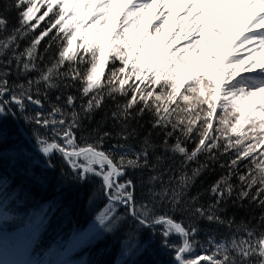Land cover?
<instances>
[{
	"label": "snow or ice",
	"instance_id": "1",
	"mask_svg": "<svg viewBox=\"0 0 264 264\" xmlns=\"http://www.w3.org/2000/svg\"><path fill=\"white\" fill-rule=\"evenodd\" d=\"M115 3L126 6L123 19L117 20L116 31L102 38ZM257 4L259 11L253 16L252 10ZM175 5H179L175 34L162 50L157 51L156 40L163 35L164 25L172 27ZM154 7L155 20L159 21L154 29L155 35L146 31L137 42L142 18L147 16L148 26L152 25ZM11 10L17 14V24L11 27L9 16L0 10V113H16L17 110L23 113L27 104L43 109L40 95L47 99L48 91L72 89L79 83V96L71 92L66 97L57 95L56 101L63 99V105L50 103V112L24 116L38 128L51 132V139L38 135L45 155L60 154L82 177L88 174L100 176L105 195L113 206L124 205L133 213L139 209L145 215L153 216L165 246L177 253V264H202L199 259L181 255L191 254L194 244L198 243L195 237L199 228L193 218L222 223L231 229L234 219L226 221L219 215L223 209L221 205L233 196L241 206L244 201L254 204L260 210L255 217L256 226H249L247 222L237 225L244 237H233L230 246L217 242L219 248L213 255L205 256L203 264H264V78L248 75L260 73L264 77V63H260V53L264 50V0H137L135 3L133 0H11ZM120 15L117 13V17ZM237 24L236 37L229 40L228 31ZM249 24L248 34L244 35L245 26ZM37 29L39 33L35 34ZM208 32L215 33L230 46L223 67L219 66L221 60L214 53L212 41L205 39ZM29 35H33L30 44L20 52L19 42ZM45 38H48L45 52L54 42H59V50L52 62L41 68L43 55L39 46ZM181 39L183 42L173 49L172 46ZM253 41L259 44L255 48L257 55L249 52L245 74L235 79L246 63L236 54V49ZM206 46L213 49L208 58L218 65L215 79L201 64ZM189 61H192L191 67L176 72ZM14 63L19 74L36 72L38 75L26 82L12 84L9 77L13 74ZM257 65L261 69L258 72L255 71ZM221 78H224L223 82ZM228 78L234 82L228 83ZM102 79L106 81L103 88ZM130 80L135 83L129 84ZM41 84L44 85L43 93L40 92ZM117 94L126 98L111 113V119L122 126V130L115 134L119 141L136 137V130L128 122L146 112L153 114L154 127L165 130L163 139L156 145L159 154L154 163L149 162L148 152L143 149L141 154L134 151L131 158L124 155L118 158L114 154L121 147H127L121 143H113L110 151L103 149L105 138L113 135L111 132L100 133L98 139L93 140L83 137V146L78 143L81 138L76 132L82 128L83 119L100 109L106 98ZM218 96L224 105L220 108L224 115L216 121L220 127H214ZM255 97L261 98L257 101ZM201 105L207 107L201 110ZM245 123L250 126L248 132L243 130ZM177 133L180 135L175 143L170 144L169 140ZM193 140L195 146L190 150L185 142ZM148 143H151L150 139ZM230 151L231 158L219 165L228 169L227 174L220 176L208 190L215 198L214 202L205 206L199 203V196L189 197L187 193L195 180ZM177 156L179 160L174 159ZM201 156L207 159L201 162ZM78 157H83L79 164L76 162ZM170 160H175L178 165L175 172L172 167H165V162ZM244 160L254 165L253 173L238 174ZM193 164L195 167L189 171V165ZM93 165H99L100 170ZM129 167L147 169L145 183L149 186L152 201L167 202L172 212L190 214L192 222L185 224L175 216L150 214L151 209L145 208L144 203L137 206L133 180H119ZM165 175H168L166 181ZM233 176L241 182L239 191L232 183ZM171 235L181 238L179 247L170 244Z\"/></svg>",
	"mask_w": 264,
	"mask_h": 264
},
{
	"label": "trees",
	"instance_id": "2",
	"mask_svg": "<svg viewBox=\"0 0 264 264\" xmlns=\"http://www.w3.org/2000/svg\"><path fill=\"white\" fill-rule=\"evenodd\" d=\"M0 10L9 16L10 27L17 24V14L11 10V0H0ZM38 33L39 29L35 34ZM33 35L19 42L20 52L30 44ZM47 40L48 38H45L39 46V52L43 55L41 68L50 64L59 50V42H54L45 52ZM183 71L176 69L177 73ZM37 75L36 72L19 74L14 63L13 74L9 80L12 84H19ZM131 83L135 81L130 80L129 84ZM105 84L106 81L102 79L101 88ZM39 87L40 92L43 93L44 85L41 84ZM79 88L80 84L77 83L72 89L50 90L47 99L44 95L39 97L44 103L43 109L34 104H27L25 112L21 113L17 110L15 114L19 122L37 147L40 149L44 147L38 135L40 138L51 139L52 134L48 130L38 128L24 116L32 117L41 111L50 112V103L63 105V99L56 101L57 95L62 94L66 97L71 92L79 96ZM125 101L126 98L119 94L106 98L100 109L83 119L82 128L76 132V136L81 138L78 143L83 146L85 143L83 137L93 140L98 139L100 133L111 132L113 135L105 138L103 149L110 151L113 143L127 145L114 152L118 158L121 155L131 158L134 151L136 154H141L143 149L144 152H148L149 162L154 163L159 154L156 145L163 139L165 130L154 127L153 114L146 112L143 116L128 122L129 126L136 130V137L128 141H119L115 134L122 130V126L111 119V113L118 103L123 104ZM216 103L217 115L213 118V124L214 127H220L216 121L224 115L220 112V108L224 105L221 103V98L217 99ZM181 106H183L182 102ZM206 107L207 105H201L200 109ZM177 111L179 112V108ZM249 127L245 123L243 130L248 132ZM179 135L177 133L173 136L169 143L174 144ZM247 142L246 138L245 143ZM185 143L190 150L195 146L194 140ZM153 148L156 150L151 151L150 149ZM68 150L71 151V148ZM231 156L230 151L228 155L221 156L219 162L211 164L209 169L195 180L187 195L199 196V203L205 206L213 203L215 198L209 195L208 190L220 176L227 174L228 169H222L219 165L229 160ZM82 159L83 157L76 158L77 164ZM174 159L179 160L180 157ZM199 159L202 162L207 157L201 156ZM256 159L259 157L257 156ZM175 160L166 161L165 167L170 166L175 172L178 168ZM192 167L195 165H189L188 170L191 171ZM254 171V165L244 160L239 166L238 174H251ZM146 177L147 169L139 167H129L124 175V179L130 178L135 184L137 206L144 203L145 208L151 209L150 214H167L183 220L185 224L191 223L190 214L172 212L167 202L158 199L152 201L148 194L149 186L145 183ZM167 179L168 175H165L164 180ZM232 183L237 186L236 191H239L241 182L237 176L232 177ZM221 207L223 209L219 215L226 221L234 219L233 227L229 229L222 223H209L205 219L193 218L199 228L195 237L198 243L194 244L191 254L184 253L183 256L202 261L205 256L216 252L219 248L217 242H224L230 246L233 237L237 239L244 237V232L238 230L237 225L247 222L249 226H256L255 217L260 214V210L254 204L244 201L241 206L233 196ZM130 213L124 205L113 206L106 198L100 176L88 174L82 177L79 172L73 171L58 153L49 158L44 157L22 136L10 113H0V256L8 255L6 251L14 253L12 260H15L16 264H173L172 260L177 253L174 249L165 246L164 239L159 233V226L146 227ZM134 214L147 223L155 222L153 216L145 215L139 209ZM259 231L260 229L257 228V232ZM169 242L179 247L182 241L178 235H171Z\"/></svg>",
	"mask_w": 264,
	"mask_h": 264
},
{
	"label": "rangeland",
	"instance_id": "3",
	"mask_svg": "<svg viewBox=\"0 0 264 264\" xmlns=\"http://www.w3.org/2000/svg\"><path fill=\"white\" fill-rule=\"evenodd\" d=\"M95 7V6H94ZM126 7V6H125ZM125 7H124V10L123 11H120V16L117 17V13L114 14V16L112 18H110V21H109V29L107 30V32H105L104 34H102V38L104 35H110L111 33H113L114 31H116V26H117V20L120 19L122 20L123 19V12L125 11ZM253 11H259V8L256 7H253ZM155 16H156V11H153L152 12V25L151 26H148V17H145L144 20H142V22L140 23V27L138 29V33H137V42H139V39L142 38L145 34L146 31H152L153 32V35H155V26L159 23V21H156L155 20ZM250 22H251V19H250ZM171 24H173V21L171 22ZM251 25H249L250 27ZM174 27V26H173ZM183 29H181V32H180V36L181 38H183V32H182ZM226 31H228V29H225ZM237 31H238V26H234L231 31H228V33L230 34V37L229 40H234L235 37H236V34H237ZM245 31L247 33H245ZM253 31H260L259 29H253ZM210 33L212 32H208L206 34V37L205 39H210L212 41V44L215 46L214 48V53L216 56L220 57V60H221V64L219 65L220 67H223V60L225 59V53L229 50L230 46L228 45V43L224 40H222L219 36H217L215 33H212V35H210ZM233 33V35H232ZM244 34H248V28L245 27V30H244ZM174 36V33H173V28L171 27V29L169 28L168 25H164L163 27V35L161 37H159L157 40H156V50L159 51V50H162L166 41L171 39L172 37ZM181 42H183V40L181 39V41H177L176 44H174L172 46V48L174 49L175 47H177ZM237 44H239V42L237 41L236 42ZM221 45H223V48L221 47ZM249 45H252L249 47L248 50H245L244 48L246 46H249ZM259 47V44L258 42L256 41H253L252 43H246L242 46H238L237 49H236V54L239 56L240 59H244L246 61V63L244 65L241 66V69H240V72L237 74V76L235 77V79H239L240 75H244V68L247 67V60H248V54L249 52H252V55L255 56L257 55V53L255 52V48H258ZM172 49H170L171 51ZM210 50H213V49H209L207 46L205 47V50H204V59L201 61V64L202 65H205V72L208 73V75L212 76L213 79L217 78V72H216V68L218 67V65L216 64L215 61H212L208 58V54H209V51ZM261 55V61L260 63H264V50L261 51L260 53ZM209 64L212 65L211 68L207 67ZM192 66V61H189L187 65H181V67L179 69H185L187 67H191ZM261 69L259 68V65H257L255 71H260ZM249 76L251 77H254L256 79H261V78H264L261 76L260 73H249L248 74ZM223 79L224 78H221L222 82H223ZM234 82V80L232 78H228V83H232ZM220 97L218 96L217 99H219ZM261 97H255L254 99L255 100H259ZM11 117L13 118L14 121H17L18 117L17 115L14 113V112H9ZM97 167L98 170L99 169V165H95V168ZM108 199V197H107ZM109 200V199H108ZM110 201V200H109ZM202 264H203V260L201 261ZM2 264V263H1ZM7 264V263H5Z\"/></svg>",
	"mask_w": 264,
	"mask_h": 264
},
{
	"label": "bare ground",
	"instance_id": "4",
	"mask_svg": "<svg viewBox=\"0 0 264 264\" xmlns=\"http://www.w3.org/2000/svg\"><path fill=\"white\" fill-rule=\"evenodd\" d=\"M133 2L135 3V2H137V0H133ZM257 6V8H259V4H257V5H255L254 7H256ZM124 7H125V5L124 4H122V3H115V4H113L112 5V8H113V13L111 14V16H110V18H112L113 16H114V14L115 13H120V11H123L124 10ZM237 7H242V6H237ZM153 11H156V8L154 7L153 9H152V12ZM252 12H253V16H255V14H257L258 12L256 11H253L252 10ZM179 14V5H175L174 7H173V16H174V19H173V24H172V28H173V33L175 34V31H176V21H175V17L177 16ZM145 17H147V16H145ZM145 17L144 18H142V20H144L145 19ZM110 18H109V20H108V22H107V24H106V31L105 32H107V30L109 29V21H110ZM250 19L252 20V17H250ZM166 25H168V24H166ZM249 25H251V24H249ZM249 25H246L245 27L246 28H249ZM174 26V27H173ZM187 25H185V27H186ZM237 26H238V24H237ZM238 31H239V28H238ZM237 31V32H238ZM181 32V31H180ZM182 32H183V30H182ZM245 33H247L246 31H245ZM104 34V33H103ZM210 35H212V33H210ZM232 35H233V33H232ZM244 35H247V34H244ZM228 37H230V34L228 33ZM250 46H252V45H249V46H246L244 49L245 50H248L249 49V47ZM7 256V255H6ZM9 257V256H8ZM10 259V258H9ZM0 260L1 261H3V262H8L5 258H3L2 256H0Z\"/></svg>",
	"mask_w": 264,
	"mask_h": 264
},
{
	"label": "water",
	"instance_id": "5",
	"mask_svg": "<svg viewBox=\"0 0 264 264\" xmlns=\"http://www.w3.org/2000/svg\"><path fill=\"white\" fill-rule=\"evenodd\" d=\"M16 122H17V124H18V127H19L20 132H21V134L23 135V137L28 141V143H30V144L32 145V147H33L37 152H39L41 155H43V156H45V157H51V156H53L54 153H50V154H48V155H45V153H44L41 149H39V148H38V147L32 142V140L28 137V135L25 133V131H24L23 127L21 126V124L19 123V121L17 120ZM122 177H123V176H121L120 178H122ZM131 216H132L133 218H135L137 221H139L140 223L144 224L146 227H150L151 225H153V226H154V225H157L156 222H153V223H147V222H145L144 220L135 217V214H134L132 211H131ZM181 255H183V253H182ZM173 264H177V261L175 260V258H174V260H173Z\"/></svg>",
	"mask_w": 264,
	"mask_h": 264
}]
</instances>
